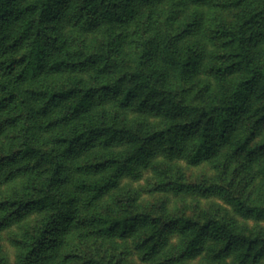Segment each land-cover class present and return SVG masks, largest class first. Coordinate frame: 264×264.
I'll return each mask as SVG.
<instances>
[{
  "label": "trees",
  "instance_id": "obj_1",
  "mask_svg": "<svg viewBox=\"0 0 264 264\" xmlns=\"http://www.w3.org/2000/svg\"><path fill=\"white\" fill-rule=\"evenodd\" d=\"M163 1L0 0V184L10 185L0 188V231L44 214L21 236L20 264H58L62 249L63 264H110L100 247L115 237H135L159 264H183L209 244L221 261L264 258V235L229 214H176L160 226L125 203L122 212L103 205L134 166L159 150L184 152L221 176L259 178L254 199L222 177L196 189L264 220V0H166L168 26L194 10L164 40L153 16L139 15ZM205 23L210 55L198 39ZM92 31L98 45L82 38ZM108 102L159 121H122ZM168 229L183 237L174 252L165 251Z\"/></svg>",
  "mask_w": 264,
  "mask_h": 264
},
{
  "label": "rangeland",
  "instance_id": "obj_2",
  "mask_svg": "<svg viewBox=\"0 0 264 264\" xmlns=\"http://www.w3.org/2000/svg\"><path fill=\"white\" fill-rule=\"evenodd\" d=\"M169 7L168 1H163L154 7H145L139 15L153 16L150 17L154 31H158L161 39L170 38L175 35L179 29V23L190 17V12L194 10L192 6L186 9L185 13L178 17L175 27L168 26L164 22V17L167 14ZM201 11H203L201 9ZM207 13L206 20L209 21L210 13L208 9H204ZM146 24V23H145ZM144 22L139 25L141 29L145 27ZM204 24L201 36L202 46L206 48V52L210 55L215 51V46L206 41L210 39L208 32V24ZM136 27V26H134ZM71 30L67 25L65 30ZM169 31V33H166ZM88 45H98L99 40L96 31L85 33L82 37ZM104 108L107 112H112L122 121L158 122L159 118L149 113H138L133 110H121L113 103H106ZM143 128H145L143 126ZM14 133H10V137L3 138V146L7 148L13 141ZM3 149V148H2ZM135 170L123 175L116 185L103 200V205L118 212H122L124 207L121 204H126L127 208L133 211H143L155 218L160 226H164L166 217L178 215H187L195 218H204L211 213L229 214L237 219L239 224L246 226L245 228L255 234L264 235V220L262 219H244L238 215L234 208L230 205L226 197L204 194L197 191L198 184L209 183L217 180L219 177L225 180V186L237 189L245 196L257 198L259 186L261 182L259 178L253 177L252 174L236 175L232 170L221 176L218 167H215L211 162L202 161L197 164L191 163L184 152H177L173 156L159 150L156 155L149 161L148 164L134 166ZM238 176V177H236ZM180 177V179H179ZM167 185V186H166ZM10 185L0 184V188L6 192ZM263 190V185L261 191ZM43 212L31 211L28 218H25L21 224L11 228L2 229L0 231V259L6 261V264H20L22 254L21 236L37 226L42 217ZM166 223V222H165ZM139 231V235H140ZM143 232V231H142ZM141 232V233H142ZM135 237L127 239L113 238L106 242L102 248L104 255L112 257L110 264H159L155 259H145L137 249ZM183 242V237L168 229L166 233L165 251L174 252L180 247ZM103 245V244H102ZM209 244L200 255L195 258L185 260L183 264H235L233 256L226 257L224 260L215 258L213 250ZM58 264H63L62 256L65 252L61 251ZM261 263L264 264V258ZM260 263V264H261Z\"/></svg>",
  "mask_w": 264,
  "mask_h": 264
}]
</instances>
